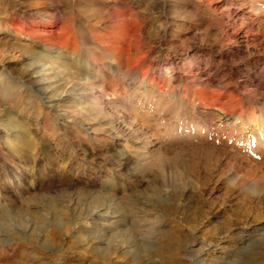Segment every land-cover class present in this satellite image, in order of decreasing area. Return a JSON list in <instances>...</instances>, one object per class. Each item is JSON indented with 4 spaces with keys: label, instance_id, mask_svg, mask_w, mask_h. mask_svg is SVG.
I'll return each instance as SVG.
<instances>
[{
    "label": "rangeland",
    "instance_id": "rangeland-1",
    "mask_svg": "<svg viewBox=\"0 0 264 264\" xmlns=\"http://www.w3.org/2000/svg\"><path fill=\"white\" fill-rule=\"evenodd\" d=\"M209 1L0 0V171L17 165L4 143L6 109L49 148L47 174L33 179L42 188L0 191V206L13 212L28 198L63 213L47 207L40 226L23 210L32 227L14 236L0 223V264L14 263L20 242L30 264H264V0H214L216 11ZM17 12L57 23L35 40L6 27ZM61 26L73 27L80 50H57L94 70L108 107L80 104L72 118L61 96L59 112L48 110L52 98L40 101L56 84L39 56L62 40L52 32ZM108 61L127 82L97 79Z\"/></svg>",
    "mask_w": 264,
    "mask_h": 264
},
{
    "label": "bare ground",
    "instance_id": "bare-ground-1",
    "mask_svg": "<svg viewBox=\"0 0 264 264\" xmlns=\"http://www.w3.org/2000/svg\"><path fill=\"white\" fill-rule=\"evenodd\" d=\"M209 4L214 7V11L218 10L219 8H222V7H220L219 4L214 2V0H210ZM54 11H55V12H53L54 15L58 13V10H56L55 8H54ZM241 13H242L243 19L250 21L251 18H249L247 16L245 11H243ZM119 17H121V16H119ZM121 20H122V18H121ZM53 23L56 24L57 20H55L53 18L43 20V19H38L36 17L25 19V16L22 13L17 12V13H13L12 15H10L7 18L6 27L8 28V30H10L12 32H21V33L25 32V34L32 36V38L35 39L34 37L37 34H40V31H46L47 27H49ZM250 24H251L250 28H252V30H253V28H254L253 22H251ZM69 28H71V27H69ZM69 28L67 30L66 27L61 26V29H60L61 31L56 33V34L54 31H52L54 35H56L60 38L62 37V40L60 39L61 41L58 44H55V45L51 44L50 45L51 46L50 52H46L45 54H41V55L37 52L40 55L39 56L40 60L47 57L48 58V60H46L47 64L49 63V64L53 65L51 68L50 67L48 68L46 66V64L41 63V64H39V67L42 71L48 73L49 78H51V77H53V75H55V77H53L52 80H55L53 82H55L56 85H54V86L51 85L52 86L51 90L47 89V90L40 91V92L38 91L39 88H37L36 92L38 91L40 93L39 94L40 101L45 100L46 98L47 99L52 98V100H49L47 103L48 110L50 109V110L59 112V108L63 107V106H61L60 102L53 100V97L55 95L61 96L62 100L67 101V103L68 102L73 103L74 106L70 105V104L69 105L71 107H76V108H74V109L70 108L68 111V108H69L68 107L67 109L65 108L67 110V111H65V113H64V110H61V112L63 111L62 115L64 117L69 116V117L74 118L79 113L78 111L80 108L78 105H80V104L85 105L86 109L88 110V109H94L97 106L98 107L99 106L108 107V103L106 100L107 99L106 98L107 89L105 91L104 89L99 88L97 86V84H95L94 79H92L94 77V70L93 71H86L87 69L85 67H80L79 64H81V59L78 56L68 55V54L65 55L66 51L60 52L57 50L59 48L60 49L63 48L65 50L66 47L70 51H72V53L75 52L76 50H78L77 49L78 45H77L76 40H73V41L70 40L71 37L73 36V27L70 30H69ZM1 29L2 28L0 27V30ZM141 30L142 29H140V31ZM44 33H46V32H44ZM248 33H250V32H248ZM138 34L141 35V33H139V32H138ZM69 41H71L70 42L71 45H68ZM46 43H48V42H46ZM142 44H143V41H142ZM143 45H142V47H143ZM120 49H124V47L121 46ZM114 50H116L115 46H114ZM118 51H120V50H118ZM146 53H147V50H145L143 52V54H146ZM143 54L137 58H133V56H128V61L126 62L125 69L132 67L135 64V61L138 60L139 58H141L143 56ZM123 59H124L123 56H121V58L118 61L121 62ZM112 66L113 65H111V62L108 61L107 66L103 67V69L102 68L100 69V74L97 76V79H98V77H99V80H100V78L103 79L104 81H106L107 86H110V87L116 85L114 77L120 78V83H122V84L127 82L128 75L125 74V72L121 73V71L118 68L116 69ZM57 78H59V80ZM97 79H96V81H97ZM134 79H138V78L134 77ZM49 80H51V79H49ZM40 86H41V88L43 87V85H39V87ZM48 87H45V88H48ZM158 87L160 89L164 88V86H160V85ZM212 93H214V92H212ZM218 94H220V93H218ZM62 95H64V96H62ZM215 95L217 96V94H215ZM90 97H92L91 100H88V101L85 100V99L90 98ZM65 104H64V106H65ZM80 107H82V106H80ZM83 110L85 111V109H83ZM101 110H103V109L101 108ZM220 110L224 114L226 113V109H225L224 105L220 107ZM86 114H85V116H86ZM19 115L20 114L14 113V111L11 109H6L2 115V119L4 122H6L5 125L8 129V131L6 133V136H8V138H7L6 142H4L5 145L8 146V151H7L8 154L7 155H9V157L11 158V161L13 163H17V165L14 166L10 162H7V161L4 162L5 165H2L3 170L0 171V191L2 194H4V193L9 194L11 192L10 190H15L16 193H19L23 197L25 195L24 193L29 192V190H31V188L33 186H35V188L38 187V186L36 187V183L35 184L33 183V179L35 176H40L41 177V178H39V180H40V179H43L45 177L44 175L47 174L46 170L48 167V165H47L48 159H47L46 155L48 153L49 148L46 145L42 144L41 142L39 143L36 141V138H35L36 134L34 133L32 128H30L29 126L23 127V125L20 124V120H19L20 116ZM90 116H91V114H90ZM78 121H80V120H78ZM263 125H264V123H263ZM259 142L263 145L264 144V138L261 139ZM34 145H35V149L37 150V152L33 154L31 151H32ZM24 147H25V149H24ZM32 159H33V163H34L33 169L31 166ZM1 179H3V180H1ZM5 187H10V189L5 190ZM40 188H42V187H40ZM40 188H37V189H40ZM42 194L43 193L41 191L37 192L36 197H34V198H38V197L42 196ZM102 197L105 198L107 196L103 195ZM109 200L112 201L111 198ZM36 204H38V203H36ZM36 204L32 205L31 201L28 200V198H27L26 202L23 203L21 207H19V208L17 207L18 209L14 210L13 212L6 209L7 206L4 208L3 207L1 208V206H0V223L3 224V226L5 227V230H8V233H10V235L14 236V235H20L21 233L25 232L28 228L31 229V227H32V225L28 224L29 222L27 223V218L23 214V210H26L28 213L34 214L35 217H37L38 223L40 224V226H44V224L47 222V220H46L47 216L45 213H43L47 209V207L49 208L51 206L52 209L56 210L57 213H59L58 215H56L57 219H59V216H60V218H62L61 216H63V213H62L61 209L59 208L58 203H56V202L51 203V204H49V202H47L43 206H40L39 204L36 205ZM0 205H1V202H0ZM96 212H97V210H96ZM71 219L74 220L73 218H71ZM92 219L95 220V217L93 216ZM69 220H70V218H69ZM104 220H107V219L104 218ZM16 221L17 222L19 221V224L22 226V228H24L23 230L14 231L16 229L13 227V222H16ZM77 221H78V219H77ZM86 221H88V220H86ZM75 223H77V222H75ZM84 227H85V225H84ZM42 229H43V227H42ZM99 230H100V228L98 229V231ZM79 233H80V231H79ZM5 240H6V237H4L0 233V244H3L5 242ZM15 245L16 246L14 247V250L16 249V251H15V255L13 256V258L15 260H14V263H11V262L10 263L11 264H30V262L34 259L33 252H30V253L27 252L25 250V244L22 242H20L18 245L17 244H15ZM8 256H10V255H8ZM43 263H45V262H43Z\"/></svg>",
    "mask_w": 264,
    "mask_h": 264
}]
</instances>
